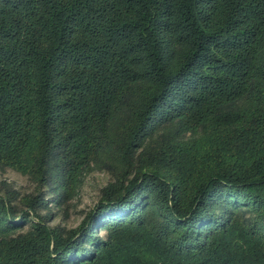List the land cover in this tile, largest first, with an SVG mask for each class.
Masks as SVG:
<instances>
[{
    "label": "trees",
    "instance_id": "obj_1",
    "mask_svg": "<svg viewBox=\"0 0 264 264\" xmlns=\"http://www.w3.org/2000/svg\"><path fill=\"white\" fill-rule=\"evenodd\" d=\"M7 169L0 264H264V0H0Z\"/></svg>",
    "mask_w": 264,
    "mask_h": 264
},
{
    "label": "rangeland",
    "instance_id": "obj_2",
    "mask_svg": "<svg viewBox=\"0 0 264 264\" xmlns=\"http://www.w3.org/2000/svg\"><path fill=\"white\" fill-rule=\"evenodd\" d=\"M108 181L109 176L107 174L93 172L85 176L83 187L71 201L62 207H55V203H50L52 209L50 218L52 219L49 220V223L51 222V226H59L61 230L66 232L78 229L88 213L96 206L100 197V190ZM0 183L13 187L19 195L31 194L35 188L29 178L10 169L0 170Z\"/></svg>",
    "mask_w": 264,
    "mask_h": 264
}]
</instances>
